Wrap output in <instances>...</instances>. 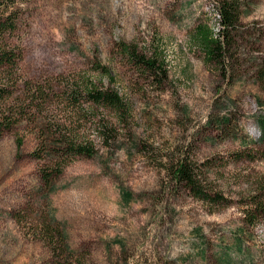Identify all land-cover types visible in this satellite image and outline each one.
I'll return each mask as SVG.
<instances>
[{
  "label": "rangeland",
  "instance_id": "374dc122",
  "mask_svg": "<svg viewBox=\"0 0 264 264\" xmlns=\"http://www.w3.org/2000/svg\"><path fill=\"white\" fill-rule=\"evenodd\" d=\"M220 1L21 5L10 35L21 53L13 97L37 100L38 123L23 121L0 139V264H60L57 239H44L43 225L63 232L70 264H264V215L246 218L252 199L264 202V0H242L225 70L206 62L192 37L202 24L220 31ZM119 41L162 54L163 83L143 76ZM97 60L112 70V83L95 71ZM79 77L111 85L132 110L119 124L107 111L115 140L106 146L88 129L96 154L73 160L47 187L40 169L52 160L32 156L38 126L51 132L64 118L69 109L58 95ZM183 153L229 206L212 210L170 182L163 165Z\"/></svg>",
  "mask_w": 264,
  "mask_h": 264
},
{
  "label": "trees",
  "instance_id": "16d2710c",
  "mask_svg": "<svg viewBox=\"0 0 264 264\" xmlns=\"http://www.w3.org/2000/svg\"><path fill=\"white\" fill-rule=\"evenodd\" d=\"M30 0H0V139L23 121L31 120L37 122L33 102L37 101L29 97L16 100L18 79L15 76L21 53L12 45L10 35L18 30L23 18L21 5ZM242 0H221L219 3V15L221 28L218 33L207 25H199L192 35L198 47L202 50L206 62L215 65L220 70H225L229 49L233 44L235 35L242 23ZM121 54L134 64L141 74L152 81L163 83L164 77L168 76L165 59L159 52H144L135 43L119 41ZM94 69L103 77H107L112 83L114 74L112 70L95 61ZM225 72V71H224ZM264 77V75H263ZM53 91V89H51ZM49 93L43 89L40 97H47ZM61 96V97H60ZM39 98V96H36ZM61 103L69 111L62 120L54 121L51 132H37L39 145L32 156L37 160L49 161L40 169V177L43 184L51 187L53 182L59 178L65 168L76 158L92 157L97 152V144L94 139L86 136V131L94 128L98 140L110 146L117 135V126L106 113H115L117 124L124 122L131 113V105L121 96L119 91L111 85H99L96 79L79 77L67 83L66 87L58 95ZM31 103V105H30ZM82 106H86L82 107ZM98 110L100 113H98ZM81 112L84 115L81 117ZM23 137L17 138V148L23 146ZM239 153V157H241ZM170 182L175 186L186 188L197 200L209 204L213 209L227 207L231 204L222 192L218 191L208 183V178L202 173L197 163H194L188 154L166 161L163 165ZM252 207L247 209L246 218L250 221L264 215V202L258 197L250 201ZM40 233L44 239L56 238L60 264H70L74 261V254L69 251L63 232L58 227L44 225ZM61 254V255H60ZM77 262V259L76 261Z\"/></svg>",
  "mask_w": 264,
  "mask_h": 264
}]
</instances>
